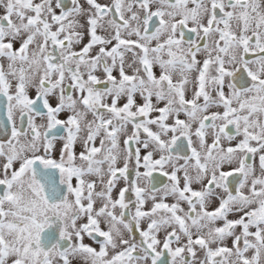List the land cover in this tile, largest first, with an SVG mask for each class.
<instances>
[{
    "label": "snow or ice",
    "instance_id": "obj_1",
    "mask_svg": "<svg viewBox=\"0 0 264 264\" xmlns=\"http://www.w3.org/2000/svg\"><path fill=\"white\" fill-rule=\"evenodd\" d=\"M0 264H264V0H0Z\"/></svg>",
    "mask_w": 264,
    "mask_h": 264
}]
</instances>
